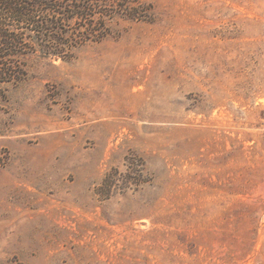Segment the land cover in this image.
<instances>
[{
  "label": "rangeland",
  "instance_id": "obj_1",
  "mask_svg": "<svg viewBox=\"0 0 264 264\" xmlns=\"http://www.w3.org/2000/svg\"><path fill=\"white\" fill-rule=\"evenodd\" d=\"M131 1L0 85V264H264V0Z\"/></svg>",
  "mask_w": 264,
  "mask_h": 264
},
{
  "label": "trees",
  "instance_id": "obj_2",
  "mask_svg": "<svg viewBox=\"0 0 264 264\" xmlns=\"http://www.w3.org/2000/svg\"><path fill=\"white\" fill-rule=\"evenodd\" d=\"M131 0H0V85L20 84L26 71L20 58L32 43L42 39L40 50L68 58L89 43L110 34L108 21L116 17L139 19ZM6 99L0 89L1 100Z\"/></svg>",
  "mask_w": 264,
  "mask_h": 264
},
{
  "label": "crops",
  "instance_id": "obj_3",
  "mask_svg": "<svg viewBox=\"0 0 264 264\" xmlns=\"http://www.w3.org/2000/svg\"><path fill=\"white\" fill-rule=\"evenodd\" d=\"M34 186H37V184L35 183V185ZM0 187H2V186H0Z\"/></svg>",
  "mask_w": 264,
  "mask_h": 264
}]
</instances>
